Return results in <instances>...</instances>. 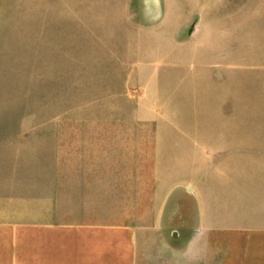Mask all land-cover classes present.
<instances>
[{
    "label": "rangeland",
    "instance_id": "1",
    "mask_svg": "<svg viewBox=\"0 0 264 264\" xmlns=\"http://www.w3.org/2000/svg\"><path fill=\"white\" fill-rule=\"evenodd\" d=\"M262 3L0 0V129L37 131L55 165L21 264H196L191 139L264 128ZM212 243L197 264H237Z\"/></svg>",
    "mask_w": 264,
    "mask_h": 264
},
{
    "label": "crops",
    "instance_id": "2",
    "mask_svg": "<svg viewBox=\"0 0 264 264\" xmlns=\"http://www.w3.org/2000/svg\"><path fill=\"white\" fill-rule=\"evenodd\" d=\"M256 4L246 3L244 15L245 8ZM37 135L35 130L22 134L0 129V264H21L15 233L22 230V217L36 215L39 200L53 199L55 165L38 159ZM195 136L189 192L191 262L197 264L199 246L206 247L207 256L212 241L221 238L223 247L237 248V264H264V128H207ZM64 178L62 172V185ZM6 232L14 233L9 243Z\"/></svg>",
    "mask_w": 264,
    "mask_h": 264
}]
</instances>
